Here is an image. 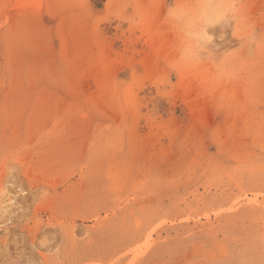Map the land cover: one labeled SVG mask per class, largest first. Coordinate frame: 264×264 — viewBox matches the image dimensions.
I'll use <instances>...</instances> for the list:
<instances>
[{
  "label": "rangeland",
  "instance_id": "374dc122",
  "mask_svg": "<svg viewBox=\"0 0 264 264\" xmlns=\"http://www.w3.org/2000/svg\"><path fill=\"white\" fill-rule=\"evenodd\" d=\"M225 2L0 0V264H264V0Z\"/></svg>",
  "mask_w": 264,
  "mask_h": 264
},
{
  "label": "clouds",
  "instance_id": "9594fccd",
  "mask_svg": "<svg viewBox=\"0 0 264 264\" xmlns=\"http://www.w3.org/2000/svg\"><path fill=\"white\" fill-rule=\"evenodd\" d=\"M165 19L169 23L180 24L184 20L183 11L172 2L166 9ZM128 22H131L130 20ZM244 23V17L241 13L238 0H226L225 3L218 7L216 15L210 19L207 23L209 27L215 26L217 23ZM195 57L191 50H186L185 54L178 61H175L168 65V71L175 73L179 68L185 67L195 63ZM164 81H162L163 83Z\"/></svg>",
  "mask_w": 264,
  "mask_h": 264
}]
</instances>
